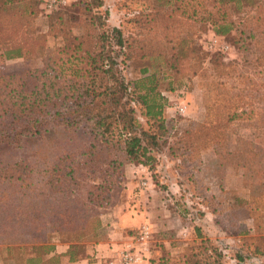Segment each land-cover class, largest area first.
<instances>
[{
	"label": "rangeland",
	"instance_id": "obj_1",
	"mask_svg": "<svg viewBox=\"0 0 264 264\" xmlns=\"http://www.w3.org/2000/svg\"><path fill=\"white\" fill-rule=\"evenodd\" d=\"M77 1L41 0L35 27L46 37V55L64 44L51 28L59 17L67 20L70 36L84 34L86 22L73 7ZM199 1L203 0H102L104 29L119 28L125 39L138 40V54L147 55L133 61L118 57L126 81L140 78L143 69L162 78L166 130L160 132L158 124L148 123L144 110L136 106L142 126L161 137L150 153L153 161L127 163L119 173L108 169L107 153H100L91 167L84 166L87 158L75 151V162L82 160L77 174L85 182L77 181L66 191L62 183L56 194L46 186L39 192L29 189L26 200L15 205L27 224L25 233L8 236V242L0 245V257L8 255L7 246L30 248L41 241L67 245L89 221L81 200L96 194L107 200L108 211L130 203L144 213L130 237L143 264L162 259L165 264L175 260L185 264L201 257L207 262L215 248L223 254L220 264H264V0H251L239 9L229 6L234 25L226 36H217L203 22V10L194 4ZM195 7L198 13L192 17ZM16 36L14 29L6 31V37ZM106 46L107 54L108 42ZM174 47L183 60L177 75L171 60ZM193 50L198 51L190 54ZM215 59L221 62L218 67ZM42 66L41 57L0 60V74L18 75ZM170 82L174 90L165 91ZM235 109L243 115L219 122ZM38 195L51 210L41 221L34 213ZM145 228L149 233L141 240ZM90 244L95 242H82L79 248ZM13 254L18 256L15 250Z\"/></svg>",
	"mask_w": 264,
	"mask_h": 264
},
{
	"label": "trees",
	"instance_id": "obj_2",
	"mask_svg": "<svg viewBox=\"0 0 264 264\" xmlns=\"http://www.w3.org/2000/svg\"><path fill=\"white\" fill-rule=\"evenodd\" d=\"M250 2L203 0L194 4L203 10V22L217 36H226L234 25L229 19L228 7L239 9ZM40 5L41 0H0V60L41 57L43 61L39 69L18 75L0 74V245L8 242L12 233H25L27 224L24 218L20 219L22 212L15 205L26 200L29 189L39 192L42 186H46L48 191L56 194L62 183L66 184L63 187L66 191L77 181L85 182L77 174V169H82V160L79 164L75 162L78 159L74 157L75 151L87 158L84 166L91 167L100 153H107L106 164L113 173H119L127 163L147 165L154 160L150 153L158 146L161 134L142 126L136 116V106L144 110L143 116L148 123L158 124L160 132L166 130L163 113L167 98L160 90L162 78L156 74L148 75V70L143 69L140 78L126 81L118 57L133 61L147 55L145 52L138 54V40L125 39L119 28L104 29L106 24L99 12L103 7L102 0H78L73 5L86 22L81 36H70L65 28L67 20L58 18L59 23L51 28L55 37L62 36L65 41L49 55L45 54L46 37L35 27ZM192 12L191 16H196V7ZM150 21L156 22V19ZM171 27L173 31L177 29L175 24ZM10 29L16 31L15 38L6 37V31ZM165 29L170 31L168 26ZM166 33L171 38L170 33ZM140 48L144 51V47ZM173 49L175 47L171 50L172 67L177 75L181 72L183 60ZM261 59H264V53ZM214 64L218 67L221 62L215 59ZM173 88L170 82L165 91ZM238 113L236 109L229 114L222 113L226 115L219 122L224 119L232 122L243 115ZM58 135L61 138H57ZM80 138L83 139L81 143ZM90 185L95 189L93 184ZM38 197L34 213L41 221L51 210L41 202L42 195ZM80 203L86 208L89 221L81 228L84 234L68 241L69 249L65 255L49 258L56 246L41 241L30 248L7 246L9 253L5 260L22 264H62L63 257L72 262L84 256L80 243H97L104 238L101 218L102 210L108 209V202L92 194ZM13 250L18 256L12 255ZM214 252L208 256L207 262L201 257L184 263L220 264L223 254L216 248ZM163 260L158 264H165Z\"/></svg>",
	"mask_w": 264,
	"mask_h": 264
},
{
	"label": "crops",
	"instance_id": "obj_3",
	"mask_svg": "<svg viewBox=\"0 0 264 264\" xmlns=\"http://www.w3.org/2000/svg\"><path fill=\"white\" fill-rule=\"evenodd\" d=\"M136 206L130 203L119 205L110 209L102 216V226L104 229V238L95 244H90L84 249V256L72 262L68 257H63L62 264H118L119 254L126 246L131 245V234L136 233L137 227L140 225L143 214ZM69 249V245L57 244L55 252L49 258L55 255H65ZM7 262L5 258L0 257V264H12ZM145 263V262H144ZM143 264V263H142ZM146 264H148L146 262Z\"/></svg>",
	"mask_w": 264,
	"mask_h": 264
},
{
	"label": "built area",
	"instance_id": "obj_4",
	"mask_svg": "<svg viewBox=\"0 0 264 264\" xmlns=\"http://www.w3.org/2000/svg\"><path fill=\"white\" fill-rule=\"evenodd\" d=\"M53 2L50 7L53 6ZM148 230L145 228L143 232V236L140 237L141 240H145L148 236ZM143 256L140 251L131 247V245L127 246L123 251L119 254V263L118 264H142Z\"/></svg>",
	"mask_w": 264,
	"mask_h": 264
}]
</instances>
